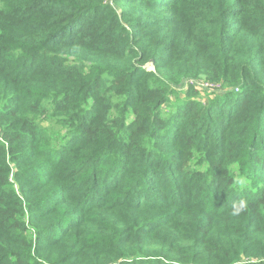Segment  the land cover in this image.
Returning a JSON list of instances; mask_svg holds the SVG:
<instances>
[{
  "label": "trees",
  "instance_id": "1",
  "mask_svg": "<svg viewBox=\"0 0 264 264\" xmlns=\"http://www.w3.org/2000/svg\"><path fill=\"white\" fill-rule=\"evenodd\" d=\"M0 130V264H264V0H0Z\"/></svg>",
  "mask_w": 264,
  "mask_h": 264
},
{
  "label": "built area",
  "instance_id": "2",
  "mask_svg": "<svg viewBox=\"0 0 264 264\" xmlns=\"http://www.w3.org/2000/svg\"><path fill=\"white\" fill-rule=\"evenodd\" d=\"M185 83V87H187L189 84L196 87L205 90L208 93L213 94H221L225 89L222 87L220 82H212L207 81L204 79H194V78H187L183 81ZM1 130H0V141L2 140L1 136Z\"/></svg>",
  "mask_w": 264,
  "mask_h": 264
},
{
  "label": "rangeland",
  "instance_id": "3",
  "mask_svg": "<svg viewBox=\"0 0 264 264\" xmlns=\"http://www.w3.org/2000/svg\"><path fill=\"white\" fill-rule=\"evenodd\" d=\"M149 66H150V65H149ZM150 67H151V66H150ZM200 79H201V78H200ZM197 80H199V79H197ZM188 86H190V84H189ZM188 86L185 87V83H184V82H182L181 84H179V86H178V90L181 91V92H180V96H181V97L183 96V94H182L183 90H186V89L188 88ZM214 96H215V94L211 93L208 97H209V98H213ZM200 97H201V100H202L203 102H206V103H207V97L202 96V95H200ZM171 98L174 99V96H171Z\"/></svg>",
  "mask_w": 264,
  "mask_h": 264
}]
</instances>
